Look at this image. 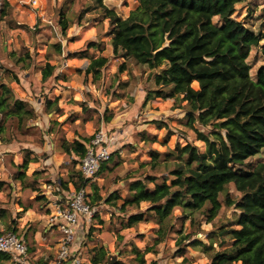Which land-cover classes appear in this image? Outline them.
<instances>
[{
	"label": "rangeland",
	"instance_id": "rangeland-1",
	"mask_svg": "<svg viewBox=\"0 0 264 264\" xmlns=\"http://www.w3.org/2000/svg\"><path fill=\"white\" fill-rule=\"evenodd\" d=\"M6 1L10 8L0 23V84L8 85L17 99L28 103L29 108L35 110L36 118L23 124L17 118L3 121L0 209H5L6 214L0 211V231L13 226L15 232L29 242L34 254L36 236L51 237L54 230L57 231L53 220L55 206H65L71 191V184L67 191L63 182L70 179L73 171H79L78 160L62 147L65 140L87 143L100 131L114 138L110 158L101 162L104 168L98 170L85 187L91 203L95 189L104 199L113 192L123 198L130 197L128 183L152 173L150 166H142L151 160L150 149L166 153L177 145L192 143L204 151L205 144L184 126L185 112L175 108L173 100L156 98L145 102L147 92L157 89L153 78L157 70L151 72L147 66L113 52L109 20L94 2ZM3 3L4 0H0V10ZM104 5L127 18L138 3L136 0H104ZM233 17L258 33L264 26V0H245L237 6ZM65 18L70 26L63 31L61 21ZM54 45H61V53ZM263 45L264 41L260 47L253 48L248 58L254 79L264 66ZM27 53L31 59H26V63L16 61L25 58ZM99 57L108 58V63L97 78L88 68L91 61ZM193 87L197 89L198 83ZM158 89L170 91L164 87ZM47 99L57 100L60 111L47 113ZM145 134L156 142L144 141ZM27 154L33 163L29 164L21 181L16 176ZM261 161H264V151L247 163L254 166ZM162 176L168 183L172 180V176L159 175ZM153 187L150 185L151 189ZM121 203L120 200L115 205ZM148 207V203H142L140 209H131V212H145ZM93 209L94 217L84 223L85 234L80 238L84 264H91L89 250L100 244L115 255V261H129L130 257L121 253L130 251L133 246L142 251L154 246L159 226L153 216L146 215L145 220L132 228H124L122 223L128 216L121 214L116 206L102 201ZM232 214V209L223 211L219 218L229 219ZM173 226L174 231L157 246L158 253L146 255L147 263L210 264L204 245L188 246V242L186 252L179 254L177 242L182 235L192 234L195 235L193 241L198 239L211 244L213 223H208L201 213L176 208ZM225 238L231 239L228 235ZM50 246L55 249L56 244ZM214 249L222 250L217 244Z\"/></svg>",
	"mask_w": 264,
	"mask_h": 264
},
{
	"label": "trees",
	"instance_id": "trees-1",
	"mask_svg": "<svg viewBox=\"0 0 264 264\" xmlns=\"http://www.w3.org/2000/svg\"><path fill=\"white\" fill-rule=\"evenodd\" d=\"M90 1L102 8L109 20L113 52L147 66L151 72L157 70L153 74L157 89L147 92L145 102L156 98L173 100L175 108L185 112L184 126L205 144L204 151L192 143L177 145L166 153L150 149L151 160L142 166H150L152 173L128 183V198L113 192L104 199L95 189L90 206L102 201L116 206L128 216L122 223L124 228H132L146 215L153 216L159 226L154 246L145 251L133 246L121 253L129 256V261L119 259L113 264H149L146 255L157 254V246L175 229L176 208L201 213L214 226L209 245L193 241L195 235H182L177 242L179 254L186 252L190 242L188 246L204 245L210 264H264V161L254 166L247 163L264 151V66L254 79L248 63L253 48L264 41V26L254 33L234 19L237 6L245 0H136L138 6L127 18L107 8L104 0ZM9 8L4 0L0 23ZM61 25L63 31L67 30L68 19ZM54 46L61 53V45ZM261 50L264 55V45ZM29 58L27 53L16 61L26 63ZM107 63L108 58L99 57L91 61L88 69L98 78ZM194 83H198L197 89ZM45 107L49 114L60 111L57 100L47 99ZM0 115V141L4 139L3 121L17 118L23 124L36 118L35 110L17 99L5 84H0ZM144 136V141L156 142ZM89 142L65 140L62 147L79 164ZM31 163L27 154L16 179L24 180ZM102 163L99 170L104 168ZM164 174L172 176L169 183L165 176L159 177ZM159 180L162 182L157 183ZM89 182L80 171H73L63 187L68 191L71 184L77 191ZM150 185H154L153 189ZM120 200L121 205H115ZM142 203L149 204L145 212H131L140 209ZM230 209L231 218H219ZM0 211L6 214L5 209ZM8 231L15 228L8 225L0 232ZM227 235L231 239H226ZM215 244L222 250H215ZM88 256L91 264H109L110 251L100 244L90 249ZM0 264H12L11 256L0 252Z\"/></svg>",
	"mask_w": 264,
	"mask_h": 264
},
{
	"label": "built area",
	"instance_id": "built-area-1",
	"mask_svg": "<svg viewBox=\"0 0 264 264\" xmlns=\"http://www.w3.org/2000/svg\"><path fill=\"white\" fill-rule=\"evenodd\" d=\"M114 138L100 131L87 145V153L78 164L83 176L92 181L100 163L110 158ZM54 222L60 234L55 257L36 258L31 254L29 242L15 231L0 232V252L11 256L12 264H84L81 236L84 223L91 222L94 209L90 206L86 189L69 193L65 206H55Z\"/></svg>",
	"mask_w": 264,
	"mask_h": 264
},
{
	"label": "crops",
	"instance_id": "crops-1",
	"mask_svg": "<svg viewBox=\"0 0 264 264\" xmlns=\"http://www.w3.org/2000/svg\"><path fill=\"white\" fill-rule=\"evenodd\" d=\"M72 191H74V189H72V187H71L70 192H72ZM54 231H55L54 232L55 234H52L53 236H51V237H46V238H40L39 237L38 238V236H36L35 247H37V249L34 252V254H32L33 256H35L36 258H39V259H43V258H45L44 256L52 258L56 255L57 249L59 246L60 234L56 230H54ZM84 234H85V231H84ZM51 244H56L55 249H53L52 246H50ZM81 244H82V239H81ZM81 248H82V246H81Z\"/></svg>",
	"mask_w": 264,
	"mask_h": 264
},
{
	"label": "water",
	"instance_id": "water-1",
	"mask_svg": "<svg viewBox=\"0 0 264 264\" xmlns=\"http://www.w3.org/2000/svg\"><path fill=\"white\" fill-rule=\"evenodd\" d=\"M114 261H115V255H112V254L110 253V256H109V264H113Z\"/></svg>",
	"mask_w": 264,
	"mask_h": 264
}]
</instances>
